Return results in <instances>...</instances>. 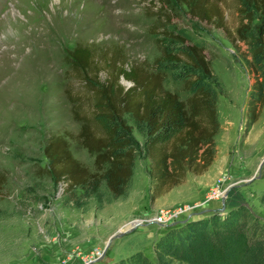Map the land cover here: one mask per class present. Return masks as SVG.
Here are the masks:
<instances>
[{"label": "rangeland", "instance_id": "rangeland-1", "mask_svg": "<svg viewBox=\"0 0 264 264\" xmlns=\"http://www.w3.org/2000/svg\"><path fill=\"white\" fill-rule=\"evenodd\" d=\"M238 4H222L230 30L240 20ZM160 6L159 0H0V264H108L141 250L154 259V244L167 230L224 205L247 204L264 219V108L248 126L255 82L248 44L235 45L228 32L193 19L178 5L168 8L174 17L169 29L202 45L218 75L221 130L209 169L189 172L184 183L153 198L151 161L134 129L138 156L125 198L102 206L83 198V207H74L65 202V185L44 170L49 161L43 146L53 133L65 134L74 156L95 169L94 154L78 138L82 123L68 95L69 89L81 90L69 75L68 51L94 44L120 50L127 66H156L164 47L180 48L154 34L153 27L163 29L154 15ZM160 67L166 88L185 100V67ZM163 211L176 217L158 223Z\"/></svg>", "mask_w": 264, "mask_h": 264}, {"label": "trees", "instance_id": "trees-1", "mask_svg": "<svg viewBox=\"0 0 264 264\" xmlns=\"http://www.w3.org/2000/svg\"><path fill=\"white\" fill-rule=\"evenodd\" d=\"M224 0H159L164 36L180 48L164 47L158 65L127 61L120 50H98L78 43L68 51L69 75L81 90L68 95L78 138L95 156V169L77 159L65 134L53 133L43 146L48 168L63 183L66 204L83 207V198L99 205L125 198L135 173L137 129L144 137L145 155L151 161L152 196L169 192L185 182L187 174L205 173L215 160L216 137L221 130L216 87L218 75L205 48L169 29L173 16L168 8H187L193 19L228 32L235 45L248 44L254 73L248 100V126L264 108V0H238L239 23L230 30L222 7ZM185 67L184 100L166 88L167 73L160 64ZM107 77L102 80L101 73ZM123 80L130 82L128 86ZM264 204V192L261 196ZM154 259L142 250L108 264H264V219L240 203L171 227L154 244Z\"/></svg>", "mask_w": 264, "mask_h": 264}, {"label": "water", "instance_id": "water-1", "mask_svg": "<svg viewBox=\"0 0 264 264\" xmlns=\"http://www.w3.org/2000/svg\"><path fill=\"white\" fill-rule=\"evenodd\" d=\"M263 165H264V159L260 163V169L263 167ZM221 210H226V206L224 205V207ZM184 222H186V221H184ZM128 232H129L128 230L120 231L119 233L112 235L110 238V241H112L114 238H120V237L124 236V234H127Z\"/></svg>", "mask_w": 264, "mask_h": 264}, {"label": "built area", "instance_id": "built-area-1", "mask_svg": "<svg viewBox=\"0 0 264 264\" xmlns=\"http://www.w3.org/2000/svg\"><path fill=\"white\" fill-rule=\"evenodd\" d=\"M175 213H177V212H175ZM175 213H171V214H169V213H167V212H161V215H160V217H159V219L157 220L158 221V223H160V222H166L167 220H169L170 218H174V217H176L175 216ZM160 221V222H159Z\"/></svg>", "mask_w": 264, "mask_h": 264}, {"label": "bare ground", "instance_id": "bare-ground-1", "mask_svg": "<svg viewBox=\"0 0 264 264\" xmlns=\"http://www.w3.org/2000/svg\"><path fill=\"white\" fill-rule=\"evenodd\" d=\"M138 225H143L142 223H143V221L142 220H139V221H137L136 222ZM135 225V224H134Z\"/></svg>", "mask_w": 264, "mask_h": 264}]
</instances>
